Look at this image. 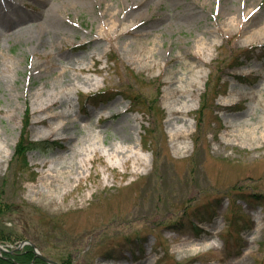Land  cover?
Returning <instances> with one entry per match:
<instances>
[{
    "label": "rangeland",
    "instance_id": "1",
    "mask_svg": "<svg viewBox=\"0 0 264 264\" xmlns=\"http://www.w3.org/2000/svg\"><path fill=\"white\" fill-rule=\"evenodd\" d=\"M69 3L0 0L11 11L18 9L0 11V228L51 258L71 256L78 264L264 259V137L241 136L264 124V0H90L86 8ZM232 41L236 49L260 47L242 67L230 69L225 61ZM150 50L155 60L145 57ZM114 57L116 65L109 63ZM210 66L225 69L224 85L216 89V104L209 96L199 133L196 112ZM179 68L187 71L189 94L174 101L172 81ZM236 75L249 77L241 83ZM159 86L166 131L150 139L146 129L156 127L154 118L136 113L118 93L154 98ZM105 89V97L89 100ZM28 105L27 131L32 141L44 144L28 153L22 167L14 153L29 122ZM173 109L182 112L179 120ZM60 127L63 132L54 131ZM183 130L184 138L176 139ZM151 147L159 149L157 167ZM48 171L74 174L54 199L42 187ZM231 188L261 195L251 204L241 201L250 221L238 255L228 251L225 240L237 230ZM6 205L17 211L8 212ZM201 205L208 214L197 218ZM46 217L63 219L62 225L54 231ZM189 220L201 221L199 237ZM176 222L184 225L174 229Z\"/></svg>",
    "mask_w": 264,
    "mask_h": 264
},
{
    "label": "trees",
    "instance_id": "2",
    "mask_svg": "<svg viewBox=\"0 0 264 264\" xmlns=\"http://www.w3.org/2000/svg\"><path fill=\"white\" fill-rule=\"evenodd\" d=\"M222 48H223L222 51H224L227 47H226V45H223ZM254 51H255V48H245L244 50H241V51L234 50V51L229 52V55H228L229 59L227 61L224 60L225 62L229 63L226 66H230V68H234L235 66H237L236 64H242L241 59L243 57L250 58L251 57L250 55L253 54ZM217 65L219 66L220 64H217ZM218 73H219V70H216L213 67V74L210 75V82L207 85V92L208 93L210 91V85L212 84V82L214 80H217L219 82L222 81V78L218 77ZM105 92H101L99 94H94V95L89 96V97H90V99H93V100H94V98L98 99V98H100V96L104 95ZM208 93H205L203 98H202L201 110L199 111L198 116H197L198 125H200V127H201V128L199 127V131H198L199 133L202 130V127H203L202 123H204L206 112L209 109V104L207 103L209 101V94ZM130 99L133 102V104L135 103L136 106H141V108L143 109L142 112H144L145 114L152 116L154 118V121H152V125L156 126V127L154 129H150V130L147 129L148 138L153 139L157 133H159V132L161 133V130L163 132H165V129L163 127V121L165 119V116L162 112L163 110L158 105L157 99L146 98L140 94H138L137 96H135L134 94H131ZM215 99H216V96H215ZM212 113L215 114L214 112H212ZM29 126H30V124L28 123L26 125V129L23 131V135H22V137L18 143V146H17L15 154H14L15 155L14 160H17L18 162H20V165L22 167L27 165V155H28L27 153L29 151H31L32 149H36L39 147L38 144L30 141V139H29L30 135H29V133H27V129ZM152 143H153L152 144V146H153L154 142H152ZM199 144H200V136H199V134H196L195 140H194V145L197 149L200 148ZM150 149L153 152V156H154V160H155L154 167H157L159 164V160H158L159 149H157V147H151ZM141 179H139V180H141ZM134 184H137V183L134 182L131 185V187ZM251 198L260 199L261 195L255 194V193L252 195H246L244 193H241L240 195H238L237 199H233V200L231 199L232 200V206H231L230 210L235 215V218H234L235 221L234 222L236 223L235 225L237 227V230H231V232L227 233L225 240H226V245H227L228 251H234V253L236 255H238L240 253L239 249L243 246L242 239L240 238L241 232H242L243 228H246V225L248 226L247 217L244 216V212L241 210L242 206H240L238 203L240 200H244V201L248 202L249 204H251ZM4 207L10 213L17 211L15 208L11 209L7 205ZM206 210H207L206 205L199 206V208L195 212L197 218H199V215L202 214L203 212L208 214V212ZM46 218L49 221V225L55 226L54 231H56V229L62 225L63 219H60L58 217H56V218L46 217ZM242 222H244V225ZM188 223H190L189 227L193 229L194 234L197 237H199L201 235L200 234V231H201L200 225L193 223L191 220H189ZM171 225H172V228L177 229L178 227L183 226L184 224H180L179 222H176V223H173ZM188 231H184L183 233H187ZM24 240H25V238L22 236H19V234L14 233V232L13 233L6 232L0 228V243H4V244L11 243V244H18L19 245ZM262 252H264V244H262L261 253ZM54 259L58 262H61V264H78L76 259H73L71 256L62 257L60 255H57ZM0 264H48V263H45L41 259H39L36 255V253H34L33 248L28 245V246H25L24 249H22V250H14L13 253L3 252L2 254H0ZM257 264H264V259H262V258L257 259Z\"/></svg>",
    "mask_w": 264,
    "mask_h": 264
},
{
    "label": "bare ground",
    "instance_id": "3",
    "mask_svg": "<svg viewBox=\"0 0 264 264\" xmlns=\"http://www.w3.org/2000/svg\"><path fill=\"white\" fill-rule=\"evenodd\" d=\"M89 1L90 0H70V3H69L68 6L73 5L72 3H77V4H80L81 7L86 8V6L89 5ZM5 10L8 11V12H13L15 14H17V12H18V9H14V11H11L10 9H8L7 5H5V4L3 6L0 5V11H2V13H3V12H5ZM54 12H57L56 8H53V13ZM6 15H8V13H6ZM117 18H119V15H117V17L114 20V23L116 25H117V21H118ZM104 29L107 30L108 28L106 26H104ZM99 36H101V35H99ZM108 36H109V34H108ZM150 51L151 52L148 53L147 56H145V57L146 58L147 57L148 58H153V60H155V58H154L155 50H150ZM137 53H138V56L142 55L141 51H138ZM186 74H187V71L184 70L183 68H179L177 70V73L175 74V77H174V79L172 81L174 89L171 92V99H173L174 101H175V99L180 101V100L184 99L189 94L188 93L189 91L187 89L188 87L184 86V83L186 81V78H185ZM192 85L193 84H190L189 86L192 87ZM60 93L61 92H58L57 95L53 96V99H54L53 104L58 103L57 99H58V95ZM53 104H52V106H53ZM185 108L186 107L184 106V109ZM187 109H188V107H187ZM181 113L182 112L180 110H178V109H173L172 110V115H175L178 120L180 118V114ZM57 117L58 116H54L53 119H56ZM67 118H68V116L65 115L64 119H67ZM67 125H69V122H67L65 126H67ZM54 131L63 132L64 131V127L63 128H61V127L60 128H56ZM186 131L185 130L180 131L174 137H176V139H178V140L183 139L184 138V134L186 133ZM258 133H261V136L264 137V124H262L261 127H259V126L256 127L255 126V127L249 128V130L245 129L243 131V133L241 134V136L245 137V138H249L250 137V138L254 139V138L257 137ZM2 151H3V148L0 145V160L2 158V156H1V152ZM12 154H13V150H10L9 154H8V157L9 156L11 157ZM73 175L74 174L72 172H70V171L69 172H67V171H54V172L48 171L46 174L43 175L44 177H43L42 187H44V191H46L45 195L47 197H50V198L54 199L55 198L54 197L55 194H57L59 192L60 188L63 189L65 187H67V185H69L72 182ZM34 192L37 193V194L40 193V191L37 190V189Z\"/></svg>",
    "mask_w": 264,
    "mask_h": 264
},
{
    "label": "water",
    "instance_id": "4",
    "mask_svg": "<svg viewBox=\"0 0 264 264\" xmlns=\"http://www.w3.org/2000/svg\"><path fill=\"white\" fill-rule=\"evenodd\" d=\"M25 245H32L33 248H34V250H35V252H37L38 257H39L41 260H43L44 262H46V263H50V264H60L59 262L57 263V262L53 261L52 259L48 258L47 256L45 257L41 252L38 251L36 244L34 245V244L31 243V242H26V241H25V242L20 246L19 249H23ZM3 251L8 252V250L4 249V247L0 245V252H3Z\"/></svg>",
    "mask_w": 264,
    "mask_h": 264
}]
</instances>
